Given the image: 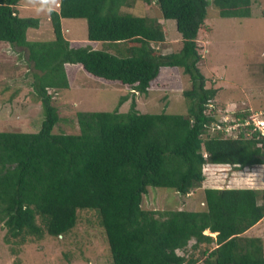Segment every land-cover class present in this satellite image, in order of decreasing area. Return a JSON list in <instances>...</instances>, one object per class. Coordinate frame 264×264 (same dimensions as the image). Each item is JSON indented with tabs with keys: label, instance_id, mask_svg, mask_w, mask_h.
Listing matches in <instances>:
<instances>
[{
	"label": "trees",
	"instance_id": "16d2710c",
	"mask_svg": "<svg viewBox=\"0 0 264 264\" xmlns=\"http://www.w3.org/2000/svg\"><path fill=\"white\" fill-rule=\"evenodd\" d=\"M22 0H0V41L24 47L33 63V87L44 119L37 131L0 130V224L8 243L46 234L63 236L80 210H93L104 228L113 264H264V239L244 233L264 218V189L206 187L204 209L142 207L149 186L187 195L205 180L204 166L239 169L264 164V134L234 126L210 132L206 113L220 88L207 86L198 35L210 4L221 17L247 18L254 0H142L176 21L181 47L164 53L163 24L123 11L138 0H59L49 20L54 37L28 39L41 20L21 16ZM85 18L88 39L114 49L72 46L62 19ZM112 47V48H111ZM131 86L111 111H76L78 132H57L64 118L52 90L71 89L65 65ZM163 67H180L191 87L187 113L141 112L136 92L148 94ZM131 99L127 111L120 107ZM242 123H245V115ZM225 125L224 122H221ZM202 201V202H203ZM217 232L216 237L205 231ZM199 255L180 254L190 241ZM215 244V246H213ZM204 246V247H202Z\"/></svg>",
	"mask_w": 264,
	"mask_h": 264
},
{
	"label": "rangeland",
	"instance_id": "374dc122",
	"mask_svg": "<svg viewBox=\"0 0 264 264\" xmlns=\"http://www.w3.org/2000/svg\"><path fill=\"white\" fill-rule=\"evenodd\" d=\"M58 1L20 2L18 9L21 16L41 20L39 28L29 29L28 39L50 40L54 37L49 14L51 9H57ZM122 10L155 17L163 24L166 41L156 44L162 52L169 53L181 47V34L176 21L164 18L156 3L147 4L138 0L133 7H123ZM62 23L64 34L72 46L110 49L107 45L88 39L85 18H64ZM198 42L203 56L199 66L208 79L207 86L220 88L213 104L206 110L216 118L210 132L219 131L214 129L218 128L217 124L221 128L242 125L240 129L251 136L254 129L247 126L252 122L257 126L255 130L260 127L264 131V0L253 1L252 15L247 18L221 17L218 9L210 4ZM32 71L33 63L29 61L24 47L0 41V130L37 131L41 127L44 113L32 84ZM70 83L71 89L52 90L53 102L64 117L54 129L57 132L79 131L75 115L78 109L111 111L116 108L122 95L131 91L135 93L131 86L120 81L94 77L84 70L77 77L72 75ZM190 87V77L183 68L163 67L159 76L152 81L148 94L136 92L137 108L141 112L160 113L165 110L168 113L186 114L187 103L183 91ZM130 104L131 99L120 110L127 111ZM239 114L245 115V123L241 124L242 116ZM256 167L239 169L233 165L207 164L203 169L205 180L200 187L183 195L172 188L149 186L142 207L202 210L205 208L206 187H231V179L237 177L247 180L246 187L264 189V165ZM6 231L0 224V264H113L104 228L93 210H80L76 226L60 237L46 234L42 239L19 245L5 240ZM206 233L216 237L215 232L207 230ZM247 235L264 238V219ZM194 242L190 241L185 250L178 252L199 255V250L192 247Z\"/></svg>",
	"mask_w": 264,
	"mask_h": 264
},
{
	"label": "crops",
	"instance_id": "0c3cea01",
	"mask_svg": "<svg viewBox=\"0 0 264 264\" xmlns=\"http://www.w3.org/2000/svg\"><path fill=\"white\" fill-rule=\"evenodd\" d=\"M62 22H63V19H62ZM62 25H63V23H62ZM65 67H66V71H67V74H68V77H69V80H71V78H72V75L74 76V77H77L78 76V73L79 72H81L82 70H83V67H82V65H80V64H70V63H67L66 65H65ZM88 74V73H87ZM70 86L72 87V85H71V83H70ZM213 165H228V164H213ZM261 165H264V164H259V165H256L257 167H261ZM257 167H256V169H257ZM231 183H233V186H231L232 188H235V187H246L245 185L247 184V180H244V179H242V178H232L231 179ZM203 205H204V203H203ZM264 219V218H263ZM261 223V221L260 222H258L256 225H254L252 228H250L249 230H247L245 233H244V235H246V236H248L247 234L250 232V231H252L253 230V228H255V227H257L258 226V224H260ZM207 231V230H206ZM206 231H205V233H206ZM210 231V230H209ZM211 232V231H210ZM216 234H214L215 236L217 235V232H215ZM207 234V233H206ZM210 234V233H209ZM210 235H212L213 236V234H210ZM214 237V236H213ZM257 237H261V236H258L257 235ZM263 238V237H262ZM264 239V238H263Z\"/></svg>",
	"mask_w": 264,
	"mask_h": 264
},
{
	"label": "built area",
	"instance_id": "2783aa9c",
	"mask_svg": "<svg viewBox=\"0 0 264 264\" xmlns=\"http://www.w3.org/2000/svg\"><path fill=\"white\" fill-rule=\"evenodd\" d=\"M254 119V118H253ZM252 119V120H253ZM250 121V120H249ZM252 122V121H251ZM253 123V122H252ZM251 123V125H252V127H253V129L255 130V128L257 127L256 125H253ZM264 123V122H263ZM218 125V128H221V125L220 124H217ZM257 125H258V122H257ZM223 128V127H222ZM227 131H230L231 132V130H233L234 129V126L233 125H230V126H227V127H224ZM255 131H261L260 130V127H259V129H256ZM261 133L262 134H264V131H261Z\"/></svg>",
	"mask_w": 264,
	"mask_h": 264
},
{
	"label": "clouds",
	"instance_id": "9594fccd",
	"mask_svg": "<svg viewBox=\"0 0 264 264\" xmlns=\"http://www.w3.org/2000/svg\"><path fill=\"white\" fill-rule=\"evenodd\" d=\"M253 128V127H252ZM259 132H261V131H259Z\"/></svg>",
	"mask_w": 264,
	"mask_h": 264
}]
</instances>
